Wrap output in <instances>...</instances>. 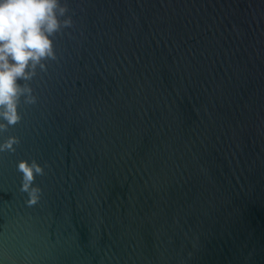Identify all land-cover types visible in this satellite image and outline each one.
<instances>
[{
  "label": "water",
  "instance_id": "1",
  "mask_svg": "<svg viewBox=\"0 0 264 264\" xmlns=\"http://www.w3.org/2000/svg\"><path fill=\"white\" fill-rule=\"evenodd\" d=\"M61 3L0 136V264H264V0Z\"/></svg>",
  "mask_w": 264,
  "mask_h": 264
},
{
  "label": "clouds",
  "instance_id": "2",
  "mask_svg": "<svg viewBox=\"0 0 264 264\" xmlns=\"http://www.w3.org/2000/svg\"><path fill=\"white\" fill-rule=\"evenodd\" d=\"M67 4L61 0H0V136L22 120L21 103L33 105L37 96L30 82L37 69L47 70L46 61L55 60V36L72 26L65 17ZM17 136L0 142V153L16 151ZM17 171L22 174L20 191L26 193L28 206L36 205L42 189L35 177L45 174L35 159L21 160Z\"/></svg>",
  "mask_w": 264,
  "mask_h": 264
}]
</instances>
